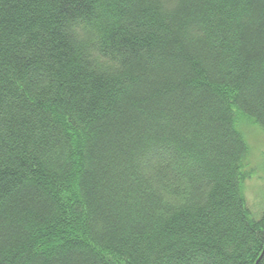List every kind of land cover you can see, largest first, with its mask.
<instances>
[{
    "label": "trees",
    "instance_id": "16d2710c",
    "mask_svg": "<svg viewBox=\"0 0 264 264\" xmlns=\"http://www.w3.org/2000/svg\"><path fill=\"white\" fill-rule=\"evenodd\" d=\"M236 115L264 0H0V264H264Z\"/></svg>",
    "mask_w": 264,
    "mask_h": 264
},
{
    "label": "rangeland",
    "instance_id": "374dc122",
    "mask_svg": "<svg viewBox=\"0 0 264 264\" xmlns=\"http://www.w3.org/2000/svg\"><path fill=\"white\" fill-rule=\"evenodd\" d=\"M236 124L247 146L245 168L251 173L244 183L243 193L247 204L253 207L264 195V135L252 121L239 115H236Z\"/></svg>",
    "mask_w": 264,
    "mask_h": 264
}]
</instances>
